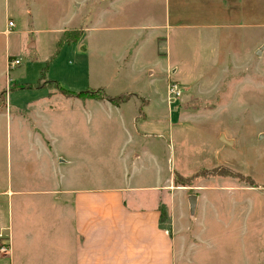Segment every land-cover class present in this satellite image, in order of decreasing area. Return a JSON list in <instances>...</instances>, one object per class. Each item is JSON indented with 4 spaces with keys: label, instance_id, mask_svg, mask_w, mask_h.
Returning a JSON list of instances; mask_svg holds the SVG:
<instances>
[{
    "label": "rangeland",
    "instance_id": "rangeland-1",
    "mask_svg": "<svg viewBox=\"0 0 264 264\" xmlns=\"http://www.w3.org/2000/svg\"><path fill=\"white\" fill-rule=\"evenodd\" d=\"M263 44L264 0H0L9 264H26V177L47 170L94 186L173 176L182 239L264 264Z\"/></svg>",
    "mask_w": 264,
    "mask_h": 264
},
{
    "label": "crops",
    "instance_id": "crops-1",
    "mask_svg": "<svg viewBox=\"0 0 264 264\" xmlns=\"http://www.w3.org/2000/svg\"><path fill=\"white\" fill-rule=\"evenodd\" d=\"M140 155L133 150L130 164ZM129 157L124 158L127 164ZM149 158L157 160L153 154ZM48 172L26 177V264H236L228 250L219 256L215 241L182 239V220L173 202L175 191L183 195L185 187H175L173 176L153 185L147 179L144 185L128 175L94 186ZM32 184L43 187L31 189ZM0 188V230H6L12 191ZM10 257L11 250L0 253V264H9ZM240 259L237 264L249 263Z\"/></svg>",
    "mask_w": 264,
    "mask_h": 264
},
{
    "label": "water",
    "instance_id": "water-1",
    "mask_svg": "<svg viewBox=\"0 0 264 264\" xmlns=\"http://www.w3.org/2000/svg\"><path fill=\"white\" fill-rule=\"evenodd\" d=\"M256 54H260V49H258L256 51ZM227 142V140H225ZM195 204H196V195L192 194L189 196V208H190V212L194 211L195 208Z\"/></svg>",
    "mask_w": 264,
    "mask_h": 264
},
{
    "label": "trees",
    "instance_id": "trees-1",
    "mask_svg": "<svg viewBox=\"0 0 264 264\" xmlns=\"http://www.w3.org/2000/svg\"><path fill=\"white\" fill-rule=\"evenodd\" d=\"M55 84V83H54ZM46 85V84H44ZM79 94H82V93H79ZM81 97V96H80ZM0 98H3V95H1ZM96 98V97H95ZM101 99L105 98L107 99L110 103L114 104V105H117L120 101H122V99H120L119 97H112V96H101L100 97Z\"/></svg>",
    "mask_w": 264,
    "mask_h": 264
},
{
    "label": "built area",
    "instance_id": "built-area-1",
    "mask_svg": "<svg viewBox=\"0 0 264 264\" xmlns=\"http://www.w3.org/2000/svg\"><path fill=\"white\" fill-rule=\"evenodd\" d=\"M8 26L9 27H12L13 26V22L12 21H8ZM20 62V60H13L12 62H11V65H14V64H18Z\"/></svg>",
    "mask_w": 264,
    "mask_h": 264
}]
</instances>
